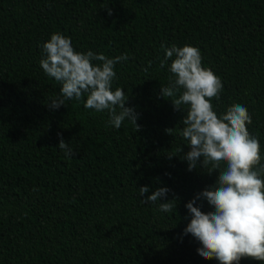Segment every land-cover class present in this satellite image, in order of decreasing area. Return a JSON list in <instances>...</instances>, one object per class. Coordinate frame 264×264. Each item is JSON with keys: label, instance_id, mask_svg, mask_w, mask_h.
Masks as SVG:
<instances>
[{"label": "trees", "instance_id": "trees-1", "mask_svg": "<svg viewBox=\"0 0 264 264\" xmlns=\"http://www.w3.org/2000/svg\"><path fill=\"white\" fill-rule=\"evenodd\" d=\"M53 32L77 51L127 54L114 66L113 90L123 88L139 131L86 109V94L50 109L61 84L39 62ZM186 44L221 78L217 114L248 109L264 164V0H0V264H219L183 234L185 205L219 171L188 170V106L174 109L179 93L161 95L173 78L171 59L160 65L164 48ZM61 137L76 156L65 157ZM161 187L176 198L172 211L159 210L163 199L143 201ZM194 206L213 211L206 200Z\"/></svg>", "mask_w": 264, "mask_h": 264}, {"label": "clouds", "instance_id": "clouds-1", "mask_svg": "<svg viewBox=\"0 0 264 264\" xmlns=\"http://www.w3.org/2000/svg\"><path fill=\"white\" fill-rule=\"evenodd\" d=\"M43 51L46 55L40 67L61 84L60 95L49 102L50 109L65 106L67 100L79 101L86 94V109L107 110L109 125L119 129L127 120L139 131L138 114L133 107L125 106L128 96L123 88L113 90L114 66L128 59L126 53L108 58L91 50L77 51L71 38L60 32L51 34ZM164 51L160 65L163 68L171 59L169 71L173 78L161 88V95L171 98L179 93L171 100L174 109L181 111V105L188 106L182 120V136L190 147L183 156L188 170L211 165L209 174L219 171L216 183L185 205L191 219L183 234H191L202 245L197 252L205 260L215 259L219 264H240L242 259L264 262V164L259 139L247 127L252 124L251 114L241 104L217 114L212 100L219 99L223 84L211 68L203 65L199 48L172 45ZM57 146L66 158L76 156L62 137ZM222 163L226 165L223 169ZM148 191L149 187L143 186L139 195L143 197ZM169 191L167 187L158 188L143 201L155 203L163 199L159 210L172 211L177 201L167 199ZM197 200H206L213 211L205 213L194 206Z\"/></svg>", "mask_w": 264, "mask_h": 264}]
</instances>
